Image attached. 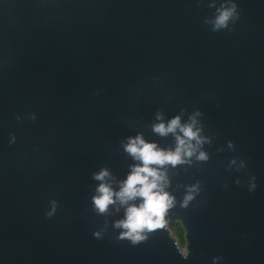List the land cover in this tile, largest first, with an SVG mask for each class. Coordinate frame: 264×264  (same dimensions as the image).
<instances>
[{"label": "water", "instance_id": "95a60500", "mask_svg": "<svg viewBox=\"0 0 264 264\" xmlns=\"http://www.w3.org/2000/svg\"><path fill=\"white\" fill-rule=\"evenodd\" d=\"M197 111L207 159L167 165L174 205L121 237L94 173L118 188L128 137L172 148L157 113ZM0 264H264V0H0Z\"/></svg>", "mask_w": 264, "mask_h": 264}, {"label": "clouds", "instance_id": "9594fccd", "mask_svg": "<svg viewBox=\"0 0 264 264\" xmlns=\"http://www.w3.org/2000/svg\"><path fill=\"white\" fill-rule=\"evenodd\" d=\"M234 14L235 5L218 9L214 27L226 26ZM198 115L197 111L187 121H182L177 114L165 121L162 114L157 113L153 130L160 135L171 133L175 138L172 148H162L139 133L128 137L124 149L138 163L131 165L127 176L117 182L118 188L113 187L109 169L102 168L94 173V179L100 181L93 196L97 211L103 213L110 205L117 204L124 209L123 217L114 221V226L122 230L119 234L121 237L128 238L132 243L144 239L146 231L157 223V218L174 205L175 197L168 191L170 180L167 165L190 162L189 158L193 155L197 159H207V153L202 149L207 138L201 135ZM192 195L191 190L186 193L183 201L185 205Z\"/></svg>", "mask_w": 264, "mask_h": 264}, {"label": "trees", "instance_id": "16d2710c", "mask_svg": "<svg viewBox=\"0 0 264 264\" xmlns=\"http://www.w3.org/2000/svg\"><path fill=\"white\" fill-rule=\"evenodd\" d=\"M169 228H171L175 234V236L179 239L180 243L185 244V232L184 229L179 222H169Z\"/></svg>", "mask_w": 264, "mask_h": 264}, {"label": "rangeland", "instance_id": "374dc122", "mask_svg": "<svg viewBox=\"0 0 264 264\" xmlns=\"http://www.w3.org/2000/svg\"><path fill=\"white\" fill-rule=\"evenodd\" d=\"M169 229L172 231L173 235L175 236L173 230L171 228H169ZM176 239H177L178 243L180 244V247L182 248V250L186 251V243L182 244V243H180V241H179V239L177 237H176Z\"/></svg>", "mask_w": 264, "mask_h": 264}]
</instances>
